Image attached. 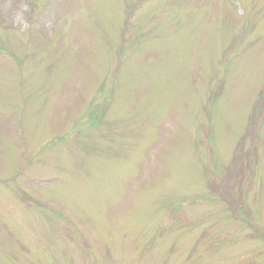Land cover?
<instances>
[{
    "label": "rangeland",
    "instance_id": "374dc122",
    "mask_svg": "<svg viewBox=\"0 0 264 264\" xmlns=\"http://www.w3.org/2000/svg\"><path fill=\"white\" fill-rule=\"evenodd\" d=\"M0 264H264V0H0Z\"/></svg>",
    "mask_w": 264,
    "mask_h": 264
}]
</instances>
